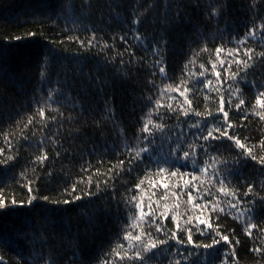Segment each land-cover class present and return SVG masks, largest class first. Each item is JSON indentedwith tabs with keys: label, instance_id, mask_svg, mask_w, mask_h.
<instances>
[{
	"label": "trees",
	"instance_id": "1",
	"mask_svg": "<svg viewBox=\"0 0 264 264\" xmlns=\"http://www.w3.org/2000/svg\"><path fill=\"white\" fill-rule=\"evenodd\" d=\"M216 7L219 8L218 17L210 18L211 9ZM134 13L140 20L136 29L142 38H146L143 44L132 38ZM261 22H264V0H0V149H4L0 160L9 155L16 157L7 166L0 165V195L9 203L8 210L0 211V238L9 240L6 247L0 245L4 264H38L41 252L44 257L51 255L57 264H70L73 259L76 264H102L105 259L111 264H122L114 254L109 257L105 254L122 241V230L130 215L136 212L131 204L125 205L126 198L136 194L135 184L144 178L145 169H155L154 164L148 163L149 154H144V161L135 162L132 171H128L129 157L123 148L124 143L135 145L139 143L136 140L138 134L141 138L148 135L141 134L140 129L157 99L174 107L177 101L183 102L178 92L160 97L159 88L170 82L175 86L181 80L185 81L187 87L195 90L186 93L193 100V107L204 112L200 92L203 84L196 83L197 79L202 80L199 77L200 63L209 69L208 78L215 81V77L211 75L209 54L200 50L206 44L213 61L218 46L225 49L239 47L241 59H246L244 47L264 51L259 31L256 39L249 37L245 46L236 43L253 25ZM93 33L96 36L94 46L82 47L79 41L87 43ZM123 35L128 37L127 44L119 40ZM17 36L21 39L16 40ZM149 41L164 42L165 79L161 78L158 68L153 67L154 60L159 57L151 55V46L145 50L144 45ZM105 44L109 47H104ZM193 53L199 55L194 57ZM225 55L222 53L221 58ZM193 59L194 63H188ZM235 68L233 65L232 70ZM246 80L249 83L240 87L246 102L243 108L250 113L258 91H264L261 87L264 86V64L257 61L254 68L248 69ZM224 88L227 93V84ZM50 90L52 100H48ZM203 91L207 92V89ZM211 95L215 99L212 107H218V97L214 92ZM169 96L176 99L170 100ZM148 97L152 99L148 100ZM233 100L238 102L234 96ZM42 105L45 106L46 127L38 123L41 118L36 115V108ZM225 108L228 110L227 99ZM243 114L233 107L229 117L236 124L243 125L238 130L242 141L249 137L248 144L257 146L255 154L264 155L259 148V141L264 139V121L254 114L241 120ZM30 116L34 117V123L25 128ZM53 116L55 121L51 120ZM151 118L153 124L161 123L155 114ZM184 120L183 116L178 120L174 114L165 113L163 132L149 125L155 138L151 155L163 160L174 141L182 137L192 139L194 130L189 129ZM41 141L43 153L48 156L42 166L33 163L36 156L43 154L39 147ZM213 143L219 148L220 155L215 152L212 155L220 160L227 158V165L208 159V176H202L203 187H211L207 180L215 169L226 174L227 168L232 173L230 187L244 202L240 208L251 207L248 201L255 203L253 222L259 228L252 230L251 237L245 234L247 218L233 219L236 210L229 208L226 202L231 197L221 196L225 202L221 205L224 212L220 213L219 223L223 229H235V238L240 240L235 248V259L239 264H264V253L251 251L253 248L264 249V232L260 231L264 228V205L260 203L264 198V165L250 159L234 165L237 150L230 147L231 142ZM57 152L60 155H56ZM204 159L207 157L200 155L197 149L201 167L205 166ZM120 160L125 161L124 171L119 175L116 171L109 172L113 166H118ZM185 170L181 168V171ZM88 176L93 180L90 187L86 186ZM150 178L160 179L159 176L151 177V174ZM28 180L33 181L34 193L41 197L71 200V187L75 183V194L83 198L67 205L41 199L34 201L32 207L27 204L12 206L10 201L13 198L18 202L27 200ZM105 181H108L107 185ZM97 182L100 192L96 191ZM168 182L182 183L178 177H171ZM149 184L150 180L146 179L142 187ZM249 186L252 192L244 196ZM65 189L69 192L66 193ZM212 190L216 191L215 188ZM87 191L95 195L88 196ZM151 191L147 188L145 199ZM154 191L158 197L163 189ZM182 199L186 200V196ZM172 203L169 200V204ZM184 210L182 204L180 211ZM165 223L168 228L174 227L170 217ZM41 236L45 238L44 243L39 242ZM193 240L211 243L210 238L199 234H194ZM216 249L207 250V264H221L223 254L230 252L223 242ZM199 252L198 260L194 252L189 261L203 264L205 250L201 248ZM170 259V254L162 255L152 264H169ZM176 259L182 258L177 256ZM182 264L187 262L182 260Z\"/></svg>",
	"mask_w": 264,
	"mask_h": 264
},
{
	"label": "snow or ice",
	"instance_id": "2",
	"mask_svg": "<svg viewBox=\"0 0 264 264\" xmlns=\"http://www.w3.org/2000/svg\"><path fill=\"white\" fill-rule=\"evenodd\" d=\"M218 15L219 8H212L209 17H218ZM133 17V27L131 31L134 35L132 38L143 44L146 38H142L136 29L140 20L136 17L135 13ZM73 23H75V21H73ZM258 31L262 33L260 40L261 43L264 44V22L253 25L242 38L236 41V43L241 47L245 46L249 37L253 40L256 39V33ZM29 35L34 36L35 33H29ZM15 39L20 40L21 37L17 36ZM76 39H78V37ZM95 39L96 36L95 33H93L92 38L89 39L87 43L83 40L79 42L82 47L90 48L94 46L93 41ZM113 39L115 40L116 37H113ZM119 40L125 44L128 43L127 35L119 36ZM229 42L231 43V41ZM163 43L162 41H149L148 44L144 46L146 51L148 47L151 46V55L153 57H159V59L154 60L153 67L158 68L161 78L165 79L166 66L163 57ZM104 47H109V45L105 44ZM125 51H127V48ZM200 51L209 54L208 63L211 64V75L215 77V81L208 78L207 74L209 73V69L205 67L204 63H200L199 67L201 71L199 72V77L202 78V80L197 79L196 83H202L203 89H207V92H204L203 89L200 90L203 95L205 111L201 112L193 107V100L190 99L186 93L195 90L187 87L185 81L181 80V83L175 86L170 82L165 84L163 88H159L154 82H150L153 87L159 88L161 98L170 92H178L179 96L183 97V102L177 101V106L174 107L171 103L162 104L160 99H157L154 108L149 110L146 122L140 129L141 134L148 133V135L141 138V135L138 134L136 137V140L139 142L138 144L130 145L125 142L123 145L129 157L128 171H132L131 166L135 162L144 161V154H149L148 163L150 165L154 164L155 169L153 170L152 167L146 168L144 178L140 179L139 182L135 184V189L137 190L136 194L126 198L125 205L131 204L136 212L130 215L128 223L122 230V241L118 242L110 253L105 254L106 257L114 254L119 258L122 264H152L153 260L168 254L171 256L169 264H182V260L187 262V264H196L195 260L189 261V257H192L195 252L198 260L201 255L199 252L201 248L205 250V260L203 264H207V250L216 251V246L220 245L221 242L230 248V252H225L223 254L224 258L221 264H239V261L235 259V248L236 245L240 244V240L235 238V229H223V226L219 223L221 219L220 213L224 212V208L221 205L225 202L221 199V196L225 198L231 197V199H227L226 202L229 208L236 210L237 215L233 216V219L239 220L240 216H245L247 218L244 222V231L247 236L251 237L252 230L259 228V225L253 222L256 215L255 203L253 201H248L247 203L252 206L245 207L241 210L240 205L244 202L240 200L235 191H232L230 187L231 180L229 179L232 173L228 172L227 168L225 169L226 174H221L219 169L213 171L211 177L207 180V183L211 185V187H203L205 181L202 179V176H208V168L206 166L208 164V159L213 160L217 164L223 163L227 165V158L220 160L218 156L212 155L213 152L220 155L219 148L213 143L214 141L223 143L226 140L231 142L230 147H234L237 150L233 157L234 165L244 164L249 159L264 165V155L257 156L255 154L254 150L257 146H250L248 144L249 137H244L243 141L239 137L238 130L241 129L243 125L236 124L229 117V112L234 107L237 112H244L240 117L241 120H246L249 114H254L258 116L260 120L264 121V91H258L255 103L252 105L249 113V111L243 108L246 102L245 99L242 98L240 87L241 84L249 83L246 80L248 69L254 68L257 61H259L260 64H264V51L256 52L254 48L244 47L243 56L246 57V59H241L239 47L225 49L222 46H218L215 48V61H213L211 51L206 44ZM222 53H226L223 58H221ZM117 55L122 56L123 54L117 53ZM130 55L134 56V53H130ZM198 55L199 53H193L194 57ZM229 57L231 59H229ZM194 62L193 59L188 63ZM121 63H123V60H121ZM188 63L185 64V69L188 68ZM233 65L236 66L235 71L232 70ZM222 72L224 73L223 77ZM241 73L244 75L241 76ZM155 75L156 72L154 71L153 76ZM41 76L44 78L43 72ZM225 84H227V89L229 90L227 93L224 88ZM182 85L183 91H181ZM213 92L216 94V97H218V107L214 108L212 105L215 103V99L211 95ZM233 96L235 97V101L238 102H234ZM52 98V91L50 90L48 100H52ZM168 98L170 100L176 99V97L173 96H169ZM151 99V97H148V100ZM226 99L228 110L225 108ZM162 109L163 111H161ZM165 113H168L169 116L174 114L178 120L180 116H183L185 118L184 123H187L188 128L194 131L191 140L182 137L174 141V146H169V154L167 157L161 160L157 156L150 154L153 151L152 146L155 145V138L152 137L153 129L150 128L149 125H153V128L163 132L165 127L163 124ZM153 114L158 117L161 123L153 124L151 118ZM36 115L41 118L38 123L46 127L47 123L44 120V105L36 108ZM61 115L63 114L61 113ZM193 117L196 118L194 121L192 120ZM51 120L55 121L56 117H51ZM33 123L34 117L30 116L25 128ZM5 139L7 141V134H5ZM25 139H27V137H25ZM145 141H147V143H144ZM197 141H202L203 143H197ZM8 143L11 149V142L8 141ZM39 147L43 153V141L40 142ZM259 148L261 151H264V139L259 141ZM197 149H199L200 155L207 157V159L203 160L204 167L198 164ZM3 153L4 149H0V155ZM56 155H60V153L57 152ZM15 159V156L9 155L5 159L0 160V165L7 166L9 162ZM46 160H48V156L46 153H43L42 155L36 156L33 163H38L42 166ZM124 165L125 161L120 160L118 166H113V168L109 169V172L116 171V174L119 175L120 172L124 171ZM181 168L186 170L181 171ZM82 171H87V169L82 168ZM165 173L167 174L165 175ZM150 174L151 177L159 176L160 179L157 181L154 178H150ZM48 175L51 176L52 173L49 172ZM21 176H23V173H21ZM171 177H178L179 181H182V183L170 184L168 181ZM146 179L150 180V184L146 187H142V185H145ZM32 183L33 181L31 180L27 181V190L29 193L27 200L18 202L13 198L10 201L12 206L19 205L23 207L27 204V206L32 207L34 201H39L41 199L56 205L60 203L67 205L83 198L81 195L75 194L77 192V185L75 183L72 185L70 192L72 199H64L63 201L51 200L49 196H39L38 193H34ZM92 183V177L88 176L86 186L90 187ZM104 183L107 185L108 181ZM147 188L153 191H151V195L145 199ZM157 188L163 189V192L158 197L157 192L154 191ZM213 188L216 189L215 192L212 190ZM96 191H101L99 182L96 183ZM129 191H131V189ZM65 192L67 193L69 190L65 189ZM251 192L252 188L249 186L248 192L243 195L247 196ZM217 193H219V195ZM85 194L88 196L95 195V193L91 191H87ZM184 196H186V200L182 199ZM153 197L157 198L153 199ZM169 200H172L173 203L169 204ZM233 200H235V203H233ZM260 203L264 205V198L261 199ZM182 204L185 209L183 212L180 211ZM8 208V201L0 195V211H6ZM213 214H215L214 218ZM169 217L174 225L173 228H168L165 223L169 220ZM260 231L264 232V228H260ZM194 234L210 238L211 243H197L193 240ZM230 235L232 237L231 239ZM44 241L45 238L41 236L39 242L44 243ZM170 241H174L175 243L170 244ZM36 242L37 240L34 237L33 244ZM8 243L9 240L0 238V245L6 247ZM187 245H191L192 247L188 248ZM251 251L264 253V249L261 248H253ZM185 252H187V256H185ZM39 255L41 256V261L38 262V264H57L56 260L53 259L51 255L44 257L42 252ZM177 256L182 259H176ZM0 264H4L3 256H0ZM70 264H76V261L73 259L70 261ZM102 264H111V261L105 259L102 261Z\"/></svg>",
	"mask_w": 264,
	"mask_h": 264
}]
</instances>
